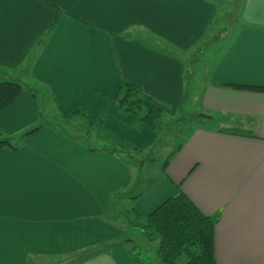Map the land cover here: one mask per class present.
Wrapping results in <instances>:
<instances>
[{"label": "crops", "instance_id": "crops-1", "mask_svg": "<svg viewBox=\"0 0 264 264\" xmlns=\"http://www.w3.org/2000/svg\"><path fill=\"white\" fill-rule=\"evenodd\" d=\"M237 3L214 29L218 0H0V81L37 82L54 120L96 116L88 141L45 122L34 89L0 112L14 144L0 148V264H159L131 217L179 191L216 220L217 264H264V90L234 86L264 88V0ZM125 83L194 121L138 193L126 152H155L158 134L116 101ZM126 237L155 254L132 255Z\"/></svg>", "mask_w": 264, "mask_h": 264}, {"label": "trees", "instance_id": "trees-1", "mask_svg": "<svg viewBox=\"0 0 264 264\" xmlns=\"http://www.w3.org/2000/svg\"><path fill=\"white\" fill-rule=\"evenodd\" d=\"M56 25L57 21L49 32ZM234 86L264 90V88L254 86ZM24 89L30 90V87L23 84L19 79L0 81V112L10 106ZM33 94L36 93L33 91ZM115 99L125 110L136 115L146 126L157 132L158 141L154 147L161 144L164 137L162 124L171 120L172 117H168L160 107L154 104L151 98L143 95L140 87L135 84H123L116 93ZM77 114L84 115L85 112L77 110L74 115ZM87 116L90 123L95 122V115L88 113ZM63 122L68 123L69 121ZM41 127L43 125H34L26 130L24 134L36 132ZM222 131L247 135L245 131L238 129H225ZM61 132L68 136L73 135L66 126L64 128V125L61 126ZM183 141L177 144L165 158L162 164L163 171L167 168L173 156L182 148ZM5 146H14L12 138L0 135V148ZM138 151L141 150L138 149ZM135 216V224L141 229L143 235L149 240L158 241L159 264H180L179 260L182 257L185 260L181 264H217L215 258L216 220L204 214L183 191H179L177 195L168 198L148 216L143 218L137 212ZM123 241L131 245L129 252L132 255L142 254L134 241L130 239H124Z\"/></svg>", "mask_w": 264, "mask_h": 264}, {"label": "rangeland", "instance_id": "rangeland-1", "mask_svg": "<svg viewBox=\"0 0 264 264\" xmlns=\"http://www.w3.org/2000/svg\"><path fill=\"white\" fill-rule=\"evenodd\" d=\"M237 2H238V0H218L219 12H218L217 19L221 23L217 22L215 24L214 29L216 27H220L221 25H223V20L228 21L229 19L233 20L235 17H238V10H237L238 3ZM13 76H14V80L19 79L23 84H27L30 87V90L34 89L35 91L41 93L42 96H46V99L42 105V107H43L42 109H43V113H44L43 115L46 118L45 122L55 123L59 129L61 128L62 125H64V128L66 126V128H68L70 130V133L73 134L75 137H78V138L84 137L83 139L86 138L89 141V139H90L89 135L91 132H93V129H94L93 124H90L86 120L81 119V116H79V118H77L74 122H71V123L70 122L64 123L61 120L60 121L54 120V117L57 119V117L55 115L56 114L55 113L56 112L55 106L50 101L49 97L46 94V92H48V91L43 90V89H37L36 88V87H38L37 82H34L32 79L24 76V73L19 75L20 78L18 76L16 78L15 74ZM180 115H181V113H180ZM189 117H191V116H189ZM193 124H194V121L191 118L186 122H181V121H177L174 119H171L169 121H165L163 123V126L165 127V129L163 130L164 137H163V140L161 141V144H159V147L155 152L154 151L153 152H149V151L147 152L146 151L143 153H139V152H136L134 150L126 152V154H129V155L131 154L133 157H135L138 161L141 162V166H140V173L141 174H140V176H142V177L140 178V180H142V183L137 185V187H136L137 193L143 191L142 185H145V184L148 185L149 183H151V181L156 179L157 176L162 173V171H163L162 164H163L165 158L168 156V154L174 149V147L177 144H179L181 141H183L184 135L186 138L190 129L193 127L192 126ZM93 141L94 140H91L90 143L95 145V143ZM160 149H161V151H160ZM152 158H153V160H152ZM135 218H136V216L133 213V216L131 217L132 221ZM139 231L141 232V229ZM124 239L129 240L128 237H126ZM130 240L134 241L131 238H130ZM139 242L140 243L142 242L141 244L137 243V246L139 244V246L142 247V249L140 250V252L142 254L146 253L149 257H152L155 254L153 251V247H149V248L147 247V244H149V242H151V241H149V242L146 240L142 241V239L139 237ZM149 245H151V244H149ZM155 245H157V243ZM140 247H139V249H140ZM184 260H185V258L182 257V259L179 260V263L180 264L183 263ZM46 262H48V260L42 259L39 263L37 260L34 261L35 264H45Z\"/></svg>", "mask_w": 264, "mask_h": 264}]
</instances>
